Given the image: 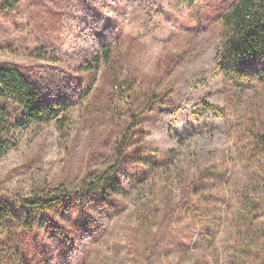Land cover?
Instances as JSON below:
<instances>
[{"label": "rangeland", "instance_id": "obj_1", "mask_svg": "<svg viewBox=\"0 0 264 264\" xmlns=\"http://www.w3.org/2000/svg\"><path fill=\"white\" fill-rule=\"evenodd\" d=\"M231 1L19 0L0 12V65L36 71L41 79L52 75L63 84L59 76L82 73L78 68L104 47L121 48L127 52L123 79L127 74L161 92L174 89L168 103L156 104L144 118L145 147L175 152L169 169L154 168L146 183L125 181L115 212L100 215L99 227L83 229L78 249L51 247L47 264L230 263L246 223L244 197L253 194L264 202V151L251 150L256 140L243 133L246 115L257 113L259 99L264 101V85L256 83L231 102L227 94L233 89L216 69L221 12ZM90 96L73 98L62 130L54 120L16 129V145L0 155V190L29 195L61 183L73 190L106 168L104 125L93 130L83 120ZM203 101L225 108L227 119ZM178 166L187 178L177 173ZM203 167L220 171L204 175L203 189L192 193L189 181ZM162 183L170 186L173 215H162L166 201L156 212L150 209ZM140 211L153 224L152 240L144 246L139 237L140 247L127 252L117 244L137 224ZM257 223L264 226V209L251 217L252 236L256 230L264 234ZM204 230L209 236L198 238Z\"/></svg>", "mask_w": 264, "mask_h": 264}, {"label": "trees", "instance_id": "obj_2", "mask_svg": "<svg viewBox=\"0 0 264 264\" xmlns=\"http://www.w3.org/2000/svg\"><path fill=\"white\" fill-rule=\"evenodd\" d=\"M18 2L0 0V12L12 10ZM221 13L216 69L222 74L227 89H233L227 94V100L232 102L241 99L256 83L264 85V0H232ZM119 50L104 47L92 62L78 68L83 74L67 72L59 76L63 84H57L52 75L41 79L36 71L0 65V155L16 145L17 128L54 120L62 130L73 98L89 92L91 96L83 106V120L93 130L97 124L104 125L105 144L110 148L106 168L89 180L81 179L73 190L64 183L54 188L39 186L29 195L0 190V264H47L49 249L54 245L61 251L78 249L76 239H80L81 231L89 230L91 223L99 227L100 215L111 216L115 203L123 202L119 193L125 188V181L146 183L154 168L165 172L173 163L174 150L145 147L144 118L155 110L156 104L168 103L174 89L161 92L128 78L127 74L123 79V54L127 56V52ZM115 98L119 99V105L113 104ZM259 100L257 113L246 115L243 133L256 140L247 149L264 151V101ZM203 103L215 110L216 116L227 119L225 108H217L207 101ZM176 171L188 177L179 166ZM219 171L203 167L200 176L189 181L190 192H201L204 175H216ZM158 192L161 197L151 202L150 209L156 212L166 201L162 215H173L174 210L168 211L173 204L170 186L162 183ZM242 206L246 223L238 231L236 252L229 264H264V234L256 230L252 236L250 232L251 217L263 211L264 202L261 203L259 196L254 199L253 194H247ZM92 210L98 214L94 216ZM65 215L69 217L67 224L61 219ZM137 218V224L117 244L127 252H135L140 247L139 237L144 246L152 240L153 224L148 215L140 211ZM256 225L264 229L259 223ZM203 235L209 236L204 230L198 238H204Z\"/></svg>", "mask_w": 264, "mask_h": 264}]
</instances>
